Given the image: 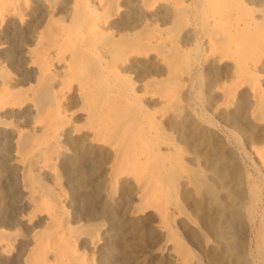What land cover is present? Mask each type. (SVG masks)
Here are the masks:
<instances>
[{"label":"bare ground","instance_id":"1","mask_svg":"<svg viewBox=\"0 0 264 264\" xmlns=\"http://www.w3.org/2000/svg\"><path fill=\"white\" fill-rule=\"evenodd\" d=\"M0 264H264V0H0Z\"/></svg>","mask_w":264,"mask_h":264},{"label":"rangeland","instance_id":"2","mask_svg":"<svg viewBox=\"0 0 264 264\" xmlns=\"http://www.w3.org/2000/svg\"><path fill=\"white\" fill-rule=\"evenodd\" d=\"M207 83L208 82L205 81V83L202 84L201 89H200V95L203 100V104L205 108L204 114H206V117L210 118L211 120L215 121L218 124H225V125L230 124L228 122H231V119L228 116H225L223 112L217 111L216 113H214L215 105L218 101V96L215 92V89H216L214 86L215 84H207ZM184 99H185V96H184ZM231 127L235 129L237 126L231 125ZM209 145L210 147H212L213 144L210 143ZM233 146L238 152L241 153V155H239V160L241 161L242 165L245 166V170L249 171V173L253 175H256L253 169L251 168L249 160L246 157V153H245L246 140L242 138L241 141L239 140L237 143L235 142ZM220 147H223V145ZM202 148L203 147L198 146L197 148L193 150L195 153H197L200 156L201 168L204 170L214 169L212 168V164L207 159L208 157L207 154L205 153L204 150H202ZM233 166L234 167L238 166V163H233ZM241 177H242V172H241ZM240 186H241V182H238V187ZM185 241L188 242V239L187 240L185 239ZM138 242L139 240L135 239V240H130L127 242V244H125L124 252L126 256L128 257V259L133 260V261H140L142 259L141 257L138 256V252H137V248L139 244ZM191 247L195 249V247H193L192 244H191Z\"/></svg>","mask_w":264,"mask_h":264}]
</instances>
